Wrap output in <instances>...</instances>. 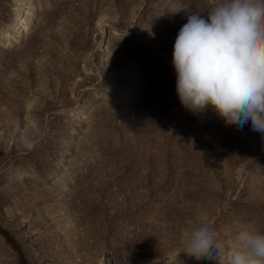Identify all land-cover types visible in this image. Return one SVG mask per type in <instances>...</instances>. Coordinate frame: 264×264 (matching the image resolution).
<instances>
[{
  "label": "rangeland",
  "instance_id": "1",
  "mask_svg": "<svg viewBox=\"0 0 264 264\" xmlns=\"http://www.w3.org/2000/svg\"><path fill=\"white\" fill-rule=\"evenodd\" d=\"M217 2L0 0V229L26 264H230L264 234V138L175 90L176 36ZM202 220L225 248L197 261Z\"/></svg>",
  "mask_w": 264,
  "mask_h": 264
},
{
  "label": "clouds",
  "instance_id": "2",
  "mask_svg": "<svg viewBox=\"0 0 264 264\" xmlns=\"http://www.w3.org/2000/svg\"><path fill=\"white\" fill-rule=\"evenodd\" d=\"M172 63L186 111L198 116L211 108L225 125L250 122L264 138V0H219L206 18L189 16L176 36ZM15 75L7 73L4 83ZM19 140L28 150L35 147L28 134ZM224 248L212 222L202 220L183 252L200 261L215 259ZM229 255L230 264H264V234L242 229Z\"/></svg>",
  "mask_w": 264,
  "mask_h": 264
},
{
  "label": "water",
  "instance_id": "3",
  "mask_svg": "<svg viewBox=\"0 0 264 264\" xmlns=\"http://www.w3.org/2000/svg\"><path fill=\"white\" fill-rule=\"evenodd\" d=\"M0 235L4 236L8 241H10V242L12 243V245H13L14 248L16 249L17 254H18L19 258H20L21 264H26L25 259L23 258L21 252L19 251V249L16 247V245H15L14 242L12 241V238L10 237V235H9L6 231H4V230H2V229H0Z\"/></svg>",
  "mask_w": 264,
  "mask_h": 264
}]
</instances>
